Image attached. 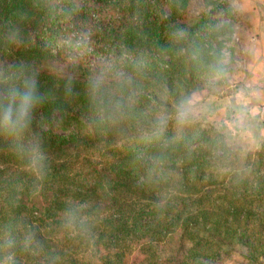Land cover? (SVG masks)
<instances>
[{"label": "trees", "instance_id": "trees-1", "mask_svg": "<svg viewBox=\"0 0 264 264\" xmlns=\"http://www.w3.org/2000/svg\"><path fill=\"white\" fill-rule=\"evenodd\" d=\"M188 2L0 0V92L35 76L43 97L0 124V264H121L176 233L193 260L264 259V141L177 121L223 47Z\"/></svg>", "mask_w": 264, "mask_h": 264}, {"label": "rangeland", "instance_id": "rangeland-1", "mask_svg": "<svg viewBox=\"0 0 264 264\" xmlns=\"http://www.w3.org/2000/svg\"><path fill=\"white\" fill-rule=\"evenodd\" d=\"M202 12H209L210 18L214 21L216 28L220 30L218 40L222 42V48L227 47L230 54L231 80L230 83L217 85L216 87L219 91H214L209 83L210 76H202L200 88L194 91L192 95L200 96L205 101L207 98L223 97L241 90L247 91L249 87L243 88L246 84L242 82L243 80H240L247 71L244 65L245 54L238 47L239 45L242 46V44L245 46L246 43L244 39L242 43L235 38L236 19L233 13V6L228 0H189L185 7L184 16L187 18L194 17ZM72 50L78 54L89 52L91 53V57L96 56L90 47L84 46L81 42L73 44ZM251 90L249 91L251 92ZM221 117L215 116L213 119H209L205 111L201 110L193 118L201 126H213L218 129L217 121ZM50 128L57 133L65 134L70 126H59L56 121H53ZM219 131L223 133L222 130ZM224 136L229 143L240 145L245 150H256L259 148L260 143L264 141V138H262L256 139L257 143H252V140L245 133L235 137L226 136L225 134ZM30 200L35 205L40 204V198H37L36 195H32ZM190 246L191 242L184 235L181 236L178 233L171 234L165 240L156 244L155 255L153 253L147 256L143 255V252L135 245L125 248L124 260L122 259L121 264H200L199 262H203L204 264H264V259L262 258L257 263H248L235 251L222 253L214 258L201 257L193 260L190 257H184L186 250Z\"/></svg>", "mask_w": 264, "mask_h": 264}, {"label": "clouds", "instance_id": "clouds-1", "mask_svg": "<svg viewBox=\"0 0 264 264\" xmlns=\"http://www.w3.org/2000/svg\"><path fill=\"white\" fill-rule=\"evenodd\" d=\"M209 73V83L214 91H219L217 85L230 83L231 59L227 47L213 54ZM42 99L35 76H26L22 86H9L5 91L0 92V124L11 131L22 130L30 123L32 111ZM223 103L226 113L217 121L218 130H222L226 136L242 135L246 120L253 112L249 106L250 100L241 90L228 97ZM201 110L207 111L208 105L200 96L192 95L182 99L177 106L178 123L186 122Z\"/></svg>", "mask_w": 264, "mask_h": 264}, {"label": "crops", "instance_id": "crops-1", "mask_svg": "<svg viewBox=\"0 0 264 264\" xmlns=\"http://www.w3.org/2000/svg\"><path fill=\"white\" fill-rule=\"evenodd\" d=\"M228 1L233 6L236 19L235 38L240 42L244 39L246 43L245 46H238L245 54L244 65L247 69L240 80L246 84L243 88L249 87L245 94L253 112L246 120L244 133L252 143H257L256 139L264 138V0ZM235 93L207 98L204 101L208 105L206 116L213 119L215 116L225 115L223 102Z\"/></svg>", "mask_w": 264, "mask_h": 264}]
</instances>
